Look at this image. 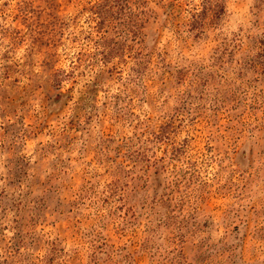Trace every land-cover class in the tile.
<instances>
[{
  "label": "rangeland",
  "instance_id": "374dc122",
  "mask_svg": "<svg viewBox=\"0 0 264 264\" xmlns=\"http://www.w3.org/2000/svg\"><path fill=\"white\" fill-rule=\"evenodd\" d=\"M0 264H264V0H0Z\"/></svg>",
  "mask_w": 264,
  "mask_h": 264
}]
</instances>
